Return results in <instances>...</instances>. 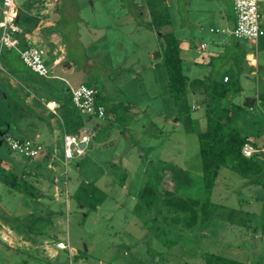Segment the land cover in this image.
Instances as JSON below:
<instances>
[{
	"label": "rangeland",
	"instance_id": "obj_1",
	"mask_svg": "<svg viewBox=\"0 0 264 264\" xmlns=\"http://www.w3.org/2000/svg\"><path fill=\"white\" fill-rule=\"evenodd\" d=\"M126 2L133 3L139 17L128 12ZM162 6V0L36 3V11L48 9L40 13L52 17L84 83L95 82L113 108L112 115L98 121L101 128L89 133L83 154L65 164L60 133L49 158L42 153L29 161L0 144V169L16 181L11 186L0 182V264H204L203 252L264 264V188L220 168L211 200L220 206L203 228L171 220L181 214L161 201L163 189L204 199L195 135L204 124V104L192 95L190 84L176 103L165 90L164 68L155 55L161 28L155 29L149 15L150 8ZM169 7V25L180 38L189 32L181 26L186 12L182 6ZM196 15L205 16L190 8L187 16ZM55 19H60L57 24ZM259 58L264 61V54ZM252 78L241 74L242 87L231 102L241 104L254 95ZM4 101L1 97L2 108ZM10 111L8 132L17 135L13 107ZM13 161L21 163L23 173ZM55 175L59 184L65 182L64 189L49 181ZM144 184L156 190L150 206L138 198Z\"/></svg>",
	"mask_w": 264,
	"mask_h": 264
},
{
	"label": "crops",
	"instance_id": "obj_2",
	"mask_svg": "<svg viewBox=\"0 0 264 264\" xmlns=\"http://www.w3.org/2000/svg\"><path fill=\"white\" fill-rule=\"evenodd\" d=\"M162 1L164 12H166L168 18V23L162 29L173 32L169 25V6L172 4L173 6H182L186 12L184 13L185 20L181 26H186L189 32L186 31L187 34H182L180 38L174 36L178 42L182 72L186 76L185 87H187V84L192 85L193 96L198 95L199 100L204 103L208 96L205 90L202 89L212 83L226 84L232 79L238 83L241 89L242 86L239 83L241 74L245 72L253 76L252 83L255 92L252 97H245L243 101L249 105V114L241 123L249 131L247 133L248 137L258 141L262 130L260 108L264 106V61L259 58V55L264 54V35L252 42L232 37L230 30L234 18L231 0H178L177 4L173 2L174 0ZM38 2L39 0H18L16 3L17 20L21 29H29L24 33L25 39L42 50V61L51 68L52 74L48 78H41L23 70L8 72L0 66V85H8L17 89V101L14 102V106L11 105L15 116L14 126L16 130L20 131L16 136L30 138L40 143L43 147V158H49L54 151L53 148L50 151V147L56 143L57 133L61 135L58 142L62 149L61 137L65 131L59 115L60 106L69 100L70 89L79 83L84 84V80L70 63L62 39L57 35V26L52 21V17L40 13L48 12V9L36 11L35 5ZM45 4L48 7L50 1ZM258 7L261 14V25L264 28V0L259 2ZM190 8L201 11L208 20H205L203 15L200 17L198 15L194 17L187 16ZM150 10L154 9L150 8ZM60 16L63 17L62 14ZM60 19L62 18L60 17ZM57 20L55 19L56 24L59 21ZM78 36L79 33L76 37ZM195 36L199 38V41L193 42L192 39ZM200 45L203 46L200 47ZM224 77H226V80H223ZM100 93L105 116L103 120L84 116L86 120L85 128L88 127L90 133L101 128L98 121L107 119L108 114L112 115L113 105L111 99L103 94L102 89ZM233 94H227L225 99L230 101V96ZM51 101H54L57 105L53 110L46 106V103H48L50 107ZM256 101H259V103L256 104ZM254 109L257 111L254 112ZM258 124L261 125V128L255 130ZM45 143L50 146L46 148ZM262 162L264 164V161ZM219 171L220 168L211 190L210 200L214 199ZM222 176V178L229 177L226 174ZM59 177V175L51 176L49 181L53 185H59L64 189L65 182L59 184ZM66 194L70 195V192L66 191Z\"/></svg>",
	"mask_w": 264,
	"mask_h": 264
},
{
	"label": "trees",
	"instance_id": "obj_3",
	"mask_svg": "<svg viewBox=\"0 0 264 264\" xmlns=\"http://www.w3.org/2000/svg\"><path fill=\"white\" fill-rule=\"evenodd\" d=\"M126 4L128 12L131 13L133 17L137 18L140 16V12L134 10L133 3L126 2ZM59 6L61 8L62 1H60ZM163 8L162 6L161 9L150 10L149 14L152 20H154L155 29L159 31L161 28L157 33L160 41L159 58L164 68L166 92L170 99L176 103L186 95V76L182 72L178 42L173 32L168 29H162L163 26L168 23V18ZM147 26L150 27V25ZM28 30V28L22 29L18 37L19 47L25 45L24 33ZM3 50V52H0V66L4 70L8 72L23 70L31 73L33 76H37L21 63L14 50ZM84 84L96 89L95 100L103 105L102 96L96 83L90 82ZM5 88H7L11 94L5 92ZM202 90H205L208 96L207 100L203 103L204 125L195 132V135L204 199L199 200L194 197L176 194L168 189H163L161 196V201L165 206L169 207L175 214H181L180 219L178 217H172L171 220L180 222L186 228H191L195 224H198L202 228L205 227L212 213L220 206L210 200L211 190L215 183L219 168L232 171L240 177L247 179L251 184L264 188L263 162L253 156L245 157L241 154V147L249 138L241 128L242 120L248 117L249 105L246 102L236 104L225 99L227 94L239 92L240 87L238 83L236 81H233L230 85L212 83ZM9 95H11V98H9ZM17 95V89L8 85H0V98L2 97L7 100L4 101V107L10 112V116H12L10 107L11 105L14 106V102L17 101ZM59 115L65 132L80 133L85 129V115L75 109L69 100L60 106ZM0 159L2 158L0 157ZM13 163L17 166L18 173H23L21 163L16 161H13ZM31 164L33 167H36L38 162L34 161ZM14 180V175L11 174L8 176L0 169L1 183L11 186L16 182ZM18 180H22L21 176L17 178V181ZM22 190H25V188L23 187ZM155 195L156 190L154 186L151 184H144L138 198L142 200L146 206H150L154 201ZM202 259L204 264H245L210 252H203Z\"/></svg>",
	"mask_w": 264,
	"mask_h": 264
},
{
	"label": "built area",
	"instance_id": "obj_4",
	"mask_svg": "<svg viewBox=\"0 0 264 264\" xmlns=\"http://www.w3.org/2000/svg\"><path fill=\"white\" fill-rule=\"evenodd\" d=\"M262 0H231L233 12V26L230 34L233 38L252 42L264 35V28L261 25V14L258 4ZM22 29L17 20V8L15 0H0V50H14L21 63L32 73L41 78H48L52 70L42 61V50L25 39V45L19 47V35ZM203 45H200L202 47ZM1 68V67H0ZM226 80V77L223 78ZM96 89L92 86L79 83L70 89L69 102L85 116L102 119L105 116L104 106L95 100ZM259 101H256V104ZM46 106L53 110L57 105L54 101ZM262 130L259 140L254 141L248 138L241 147V154L245 157H255L264 161V106L260 108ZM89 128L82 132H64L61 137V152L65 161L73 156L83 154V149L89 141ZM2 142L14 155H19L29 161L34 160L43 153V147L37 141L30 138L18 137L13 134H4ZM264 258V252L262 254Z\"/></svg>",
	"mask_w": 264,
	"mask_h": 264
},
{
	"label": "water",
	"instance_id": "obj_5",
	"mask_svg": "<svg viewBox=\"0 0 264 264\" xmlns=\"http://www.w3.org/2000/svg\"><path fill=\"white\" fill-rule=\"evenodd\" d=\"M156 56H159V52L155 54ZM11 123V116L10 112L5 109V107H0V144L2 143V137L4 134L9 133ZM10 134V133H9Z\"/></svg>",
	"mask_w": 264,
	"mask_h": 264
}]
</instances>
